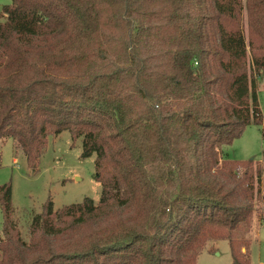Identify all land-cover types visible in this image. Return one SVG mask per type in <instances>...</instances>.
<instances>
[{"label": "trees", "instance_id": "1", "mask_svg": "<svg viewBox=\"0 0 264 264\" xmlns=\"http://www.w3.org/2000/svg\"><path fill=\"white\" fill-rule=\"evenodd\" d=\"M0 19V144L35 175L68 132L101 185L48 199L28 240L0 185V264H197L224 240L250 264L262 167L224 149L251 125L264 143V0H10Z\"/></svg>", "mask_w": 264, "mask_h": 264}, {"label": "rangeland", "instance_id": "2", "mask_svg": "<svg viewBox=\"0 0 264 264\" xmlns=\"http://www.w3.org/2000/svg\"><path fill=\"white\" fill-rule=\"evenodd\" d=\"M9 3L10 0H0V9ZM244 30L246 33L245 20ZM255 82L264 121V76ZM47 143L39 161L38 173L35 175L31 174L24 155L20 150H16L11 141L0 144V185L11 183L14 220L24 240H28L32 216L42 210L48 199L52 201L54 210H58L80 203L86 197L94 203L100 198L101 185L93 178L95 156L80 158L81 139L71 141L68 132H62L57 137H49ZM224 152L231 160L261 162V196L254 202L256 212L252 215L246 233L247 239H250L249 249H242L241 252L249 255L250 264H264V222H261L256 214L264 206V143L261 140L260 128L248 126L241 137L235 139ZM200 253L197 264H231L230 247L225 240L207 242Z\"/></svg>", "mask_w": 264, "mask_h": 264}, {"label": "crops", "instance_id": "3", "mask_svg": "<svg viewBox=\"0 0 264 264\" xmlns=\"http://www.w3.org/2000/svg\"><path fill=\"white\" fill-rule=\"evenodd\" d=\"M261 110V109H260ZM262 112V111H261ZM263 115V114H262ZM252 126V125H251ZM7 141H11V143H12V145H15V143L12 141V140H10V139H8V140H6L5 142H7ZM4 142V143H5ZM229 156L227 155V158H228ZM229 159V158H228ZM231 160V159H230ZM263 161H264V159H263ZM261 163V162H260ZM263 174V173H262ZM77 177H75V179H76ZM79 178V177H78ZM261 178H262V176H261ZM80 180V179H79ZM201 254V253H200ZM199 254V255H200Z\"/></svg>", "mask_w": 264, "mask_h": 264}]
</instances>
